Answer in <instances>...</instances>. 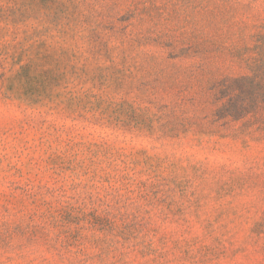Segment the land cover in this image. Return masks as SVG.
Returning <instances> with one entry per match:
<instances>
[{
  "label": "rangeland",
  "instance_id": "374dc122",
  "mask_svg": "<svg viewBox=\"0 0 264 264\" xmlns=\"http://www.w3.org/2000/svg\"><path fill=\"white\" fill-rule=\"evenodd\" d=\"M0 264H264V0H0Z\"/></svg>",
  "mask_w": 264,
  "mask_h": 264
}]
</instances>
